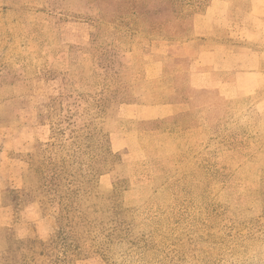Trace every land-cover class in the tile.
I'll return each mask as SVG.
<instances>
[{"label":"rangeland","instance_id":"rangeland-1","mask_svg":"<svg viewBox=\"0 0 264 264\" xmlns=\"http://www.w3.org/2000/svg\"><path fill=\"white\" fill-rule=\"evenodd\" d=\"M253 1L0 0V264H264ZM207 50L217 68L196 65ZM141 91L188 115L117 123ZM118 129L136 133L115 152Z\"/></svg>","mask_w":264,"mask_h":264},{"label":"crops","instance_id":"crops-1","mask_svg":"<svg viewBox=\"0 0 264 264\" xmlns=\"http://www.w3.org/2000/svg\"><path fill=\"white\" fill-rule=\"evenodd\" d=\"M254 2H258V0H254ZM214 3H212L206 10L205 14L197 18L196 20L200 19H209L212 21V16L210 14V9L214 7ZM264 15V2L261 4V7H259V10H254L251 13V16L259 17ZM78 25H85L88 30V39L90 40L92 33H93V25L91 22H80L77 23ZM91 31V32H90ZM88 40V42H89ZM87 40H80L77 42V44H70V45H79V46H85L87 43ZM210 58L212 57V50H207L204 52L197 60L196 65L199 66V68L202 67H214L217 68V64L214 66L212 61L210 60L206 61L203 60L202 57ZM208 62V63H207ZM163 62L161 60H157L154 62H149L147 65V72L151 73L150 69L153 68L152 71H155L156 75H153L151 77H148L147 79L153 80L160 77L163 70ZM219 67V65H218ZM222 70V69H220ZM206 73L202 71H196V72H190L188 79L191 80L189 83V87L191 89L195 90H201V91H209L213 87L211 86V83L207 82L204 77H206ZM163 89V88H162ZM164 91V90H162ZM160 91V93L162 92ZM150 92V91H149ZM156 93V92H155ZM155 93L152 91L149 93L145 91H141L139 94L136 95L135 101L130 103H122L116 107L115 111V121L118 123L123 124H129L131 126L138 125V124H146V123H153V122H164L169 120H174L177 117L187 116L186 114V104L188 103L187 100H182V95L180 93L175 94L171 93V95H174L179 100L177 101H161L162 95L159 94L158 97L155 96ZM169 96V97H170ZM153 98H159V100L151 101ZM171 98V97H170ZM136 132L131 129H118L116 131H113L110 134V143L111 147L113 148V151L119 152L124 149L130 148L133 146L132 139L134 137V134Z\"/></svg>","mask_w":264,"mask_h":264},{"label":"trees","instance_id":"trees-1","mask_svg":"<svg viewBox=\"0 0 264 264\" xmlns=\"http://www.w3.org/2000/svg\"><path fill=\"white\" fill-rule=\"evenodd\" d=\"M206 10H207V8L205 9V11L200 15V16H202V15H204L205 14V12H206ZM189 40V39H188Z\"/></svg>","mask_w":264,"mask_h":264}]
</instances>
